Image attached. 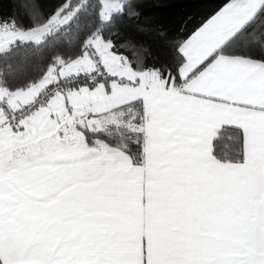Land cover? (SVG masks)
Instances as JSON below:
<instances>
[{"label":"snow or ice","instance_id":"snow-or-ice-1","mask_svg":"<svg viewBox=\"0 0 264 264\" xmlns=\"http://www.w3.org/2000/svg\"><path fill=\"white\" fill-rule=\"evenodd\" d=\"M20 7L0 14V264H264V0L155 39L140 0Z\"/></svg>","mask_w":264,"mask_h":264},{"label":"trees","instance_id":"trees-1","mask_svg":"<svg viewBox=\"0 0 264 264\" xmlns=\"http://www.w3.org/2000/svg\"><path fill=\"white\" fill-rule=\"evenodd\" d=\"M11 5V12L9 15H19L23 17L25 15L23 7L17 8V4L23 5L26 0H9ZM140 3L144 6L145 12L150 17V25L152 36L150 39H155V31L157 29H169L173 21L181 16L190 15L196 18L207 14L211 11V0H206L205 3H189L180 4L167 8H154L151 0H140ZM8 16V15H7ZM27 20H22L21 23L27 24Z\"/></svg>","mask_w":264,"mask_h":264},{"label":"rangeland","instance_id":"rangeland-1","mask_svg":"<svg viewBox=\"0 0 264 264\" xmlns=\"http://www.w3.org/2000/svg\"><path fill=\"white\" fill-rule=\"evenodd\" d=\"M11 12V5L9 0H0V14L5 16L9 15Z\"/></svg>","mask_w":264,"mask_h":264}]
</instances>
